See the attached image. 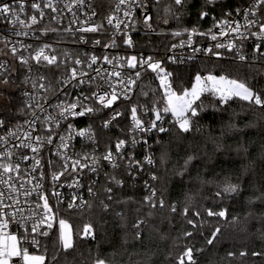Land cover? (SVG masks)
<instances>
[{
  "label": "snow or ice",
  "instance_id": "snow-or-ice-1",
  "mask_svg": "<svg viewBox=\"0 0 264 264\" xmlns=\"http://www.w3.org/2000/svg\"><path fill=\"white\" fill-rule=\"evenodd\" d=\"M155 2L159 4L160 0H155ZM173 2L177 6L186 4V0H173ZM218 2L219 0H204L206 7ZM41 4H43V8ZM25 5L26 0H12L11 3L0 2V22H7L11 25L10 35H0V43H3L5 48L12 44L11 56L19 63L18 68L16 64L10 65L7 60H0V99L4 97L3 89L11 85L13 76L20 68L24 69L21 82L31 83L33 89V92L24 91L22 93L24 97L28 98L25 104L31 109L32 117L31 120L24 121V124L27 125L26 130L21 131L23 125L19 123L13 127H7L8 122L5 119H0V129L4 130V134H0V144L7 145L10 139L19 141L13 144L11 149L5 148L0 151V264H46V262L47 264H61L62 253L64 254V264H68L67 255L77 247V242L80 239L96 238L91 221L81 226L73 218V213L82 217L85 208L88 209L89 215H92L93 209L98 206L101 212H112L121 222H124L127 218V205L131 202L137 203L139 206L135 212L138 217L142 215V218H138L132 225L135 230L134 239L136 242L143 240L141 226L148 222L150 217H155L158 212L160 219L168 220L171 226L172 214L178 213L177 205L169 203L162 192L158 196L157 189L151 186L148 180L144 181V187L148 190V194L143 197L142 201H133L131 197L127 200L114 199L113 187L107 186L108 182L118 188L124 186V181L117 178L119 175L117 170L123 169L124 173L132 176L137 170L143 171L144 164L155 167L157 163L154 154L150 151L144 155L143 161H140L135 159L134 151L125 155V148L131 147L135 150L137 144L143 143L148 149H151L153 145L149 143L148 137L155 133L157 136L155 144L162 149L159 163L163 167L169 162V154L164 150V142L159 138V134L169 131V128L164 126L165 117L168 114H171L173 118L171 121H167L168 123L178 127L181 132L188 133L193 128L192 117H197L206 110L201 99L202 96H211L220 105H227L230 101L239 100L264 109V89L254 90L246 80L230 78L228 75H216L211 72L204 75L198 71L191 87L178 91L173 87L171 79L173 72L162 66L165 59L173 64L184 62L182 57L178 58L175 54L164 59L143 54L111 57L108 54L102 56L85 54L83 59L79 56L72 59L70 68L66 63L69 54L65 52V60H61L57 55L50 54V50L51 52L55 51L50 44L38 47L34 54L29 53L27 56L18 54L20 49L16 47V44H20V48L24 51H27L32 45H25L22 41H13L11 36H28L29 31L26 29H31L32 25L38 24L44 18V9H51L52 13L58 12L54 0H32L30 7L34 11L30 16L25 13ZM85 5L92 11L90 15L85 14L87 17L85 20L80 21L76 13L82 10ZM65 7L73 17L70 24H76L79 21L80 27L73 30L70 26L64 31L72 33L73 36L77 32H99L102 35L110 36V41L103 44L101 39H93L94 48L96 46H102L105 49L118 47L117 36H124L123 44L133 47L134 42L128 29L137 31V24H140L144 29L145 35L156 32V28L153 26L154 17L149 11L152 7L150 0H116L113 10L104 17L107 27L103 21L92 22L93 17L98 15L96 9L93 8L92 0H70V3ZM137 9L142 13V20H136L134 17ZM37 12L39 16L36 15ZM164 12L166 15L162 18L158 17L155 23L159 24L162 21L166 25L170 19L180 21L185 14L183 12L175 13L171 5L165 8ZM235 13L237 16L243 14V23L235 19L232 12L228 11L220 19L212 15V24L207 30H201L198 25H194L191 28L183 27L171 31L170 35L173 38L180 39L178 43H172L168 51L174 53L177 48H191L194 54L203 52L221 57L224 53L216 51V49H225L227 52L233 53L234 59L247 62L250 58L244 52V42L250 37H255L257 42L252 50L251 61L253 64L257 61L264 63V51L261 50L264 45V0H251L247 8L237 7ZM22 14L25 15V18H22ZM258 14L260 18H257ZM206 17H209V11L201 10L199 20L202 21ZM52 19L58 21V16L53 15ZM253 27H258V31H252ZM48 31L45 29V34ZM51 31L58 32L59 30L53 28ZM160 34L167 33L161 30ZM196 37L210 38L215 43L207 48L197 47L194 46L199 43L195 39ZM224 38H228L226 42ZM75 42L88 43V38L80 35ZM0 55L7 56L8 53L0 49ZM101 60L104 64L111 65V70L98 65V61ZM31 61H34L35 64L33 65ZM62 65L65 72L53 82L52 78L56 74L52 69H60ZM94 65L97 66L93 67ZM41 68L48 69V74L41 73ZM125 69L133 71H125ZM149 69L156 74L155 78L159 80L158 87L163 90L160 97V100L163 101L162 107L159 106L155 98L144 104L140 103L139 97L135 101L132 100L134 86L142 80ZM258 74L264 73L258 70ZM33 77L35 78L33 79ZM46 81L47 83H45ZM69 89L78 90V94L73 95ZM151 91L154 94L156 90L152 89ZM140 95L148 97L149 92L141 89ZM53 99L55 103L52 102ZM120 101H131L130 108L126 104H120ZM198 101L200 103H197ZM241 106L243 107V105ZM213 107L215 108V105ZM48 108L58 111L53 114L48 111ZM122 108L130 111L131 125L127 131L131 133V138H118L114 145V151L112 147H108L106 152L100 156L85 152L75 153V158L60 151L68 149L69 142L76 137H83L93 143L96 141L95 130L91 124L77 130L73 123H68L67 134L56 131L61 127L63 121H67L69 117L89 116L91 118L103 112L104 109H111L109 118L102 122V127L108 128L113 121L124 115ZM37 110L44 114L43 119L37 114ZM216 110L221 111L222 109ZM141 111L143 115H138V112ZM148 113H152L154 118L145 119L144 116ZM19 114H24V108L19 109ZM38 122L40 131H43L47 125H54L55 128L48 127L47 135H33L37 132ZM196 131L199 132L201 129L197 127ZM243 131L244 129L238 128L234 123L230 122L227 125V132L240 133ZM54 137H58L59 144H56ZM47 146H52L55 149L53 153L55 159H46L43 156L42 149H46ZM215 147L217 150H221L222 146L215 144ZM19 149L30 150L33 155L29 156L26 153L15 151ZM244 151L247 152V149L245 148ZM13 157L16 158L13 159ZM194 159L196 157L188 156L181 166L183 170L178 174L183 176ZM28 160H31L32 163L27 167H22L23 162ZM42 160H44L43 163ZM89 160L91 164L88 163ZM102 162H107V165L113 170L104 172L105 184L100 189L105 194L104 198L97 194L95 188L97 181L92 179L88 183L87 191L93 199L86 201L78 192H73L71 199L67 201V207L63 209L65 215H61V205L65 201L62 194L56 189L65 186L70 189L84 187L81 184V177L86 175L84 169H88V172L98 176L103 171ZM46 167L50 169V172L44 171ZM242 169L236 182H233L230 176L225 177L221 183L201 180L202 187L209 184L214 185V196L220 198L214 203H220L224 199L238 195L243 190V177L248 174L249 168L242 166ZM49 176L52 189L50 192L45 189L44 184ZM61 177H64V181H61ZM70 177L71 182L69 183L67 181ZM150 179L156 181L159 177L155 173H150ZM26 185H30V187H26ZM33 194H35L34 199H32ZM50 199L55 203L50 204ZM202 199L211 198L202 197ZM249 199L251 202V198ZM258 199L264 202V194ZM94 201H98V205ZM24 205L28 206L27 215H25ZM119 205H124L125 211H117L116 208ZM144 208H148L147 213H143ZM179 214L183 222L191 226V230H184L182 235L184 237L203 236L204 232L208 231L209 235L205 236L207 245L214 244L218 235L221 234L222 228L236 226L239 220L235 216L229 220L226 208L217 211L214 207H205L202 203L192 207L185 205ZM209 217L217 219L213 222L207 219ZM160 238L165 240L167 237L162 235ZM261 239H264V231L261 232ZM194 250L195 252L203 251V249H196L194 244L185 245L183 250L173 257L175 264H197ZM227 255L231 257L235 254L229 252ZM239 255L243 257L247 253L240 252ZM252 255L262 256L264 252H253ZM93 264H108V261L97 257Z\"/></svg>",
  "mask_w": 264,
  "mask_h": 264
},
{
  "label": "trees",
  "instance_id": "trees-1",
  "mask_svg": "<svg viewBox=\"0 0 264 264\" xmlns=\"http://www.w3.org/2000/svg\"><path fill=\"white\" fill-rule=\"evenodd\" d=\"M155 7L152 4L154 26L157 30H161L162 22L157 24L155 20L166 14ZM208 8L204 0H187L186 6L182 9L185 13L181 18L183 24L192 26L199 20L200 11ZM187 11L191 12L190 16H187ZM169 39L170 37L165 35H143L138 49L146 52L158 45L167 44ZM166 68L173 72L174 88L178 91L182 88H190L198 71L204 75L209 72L228 75L230 78L246 80L254 90L264 89V74H258V70L264 73V63L247 66L224 61L199 60L186 66ZM158 85L155 73L149 69L138 82L132 100L135 101L139 97L140 103L144 104L155 98L162 107L163 101L160 97L163 92ZM141 89L148 91L149 96L140 95ZM152 89L156 90L154 94ZM9 96L11 102L4 106L0 119H5L7 125H12L22 118L19 109H25V104L19 92L14 95L11 93ZM201 99L206 110L197 117H192V131L184 133L178 127L169 124V131L159 134V138L164 142V150L169 154V162L163 167L159 163L162 149L155 144L156 134L152 136L151 151L157 163L155 167L148 166V178L144 177V179L157 189L158 196L162 192L169 203L177 205L178 213L172 214L171 226L168 220L160 219L158 212L155 217H150L149 221L141 226L143 240L136 242L132 225L138 218H142V215L138 217L135 212L139 206L137 203L131 202L127 205V218L124 222L112 212H101L98 206L93 209L92 215H89L88 209L85 208L82 217L73 213V218L81 226L91 221L96 238L80 239L77 247L67 255L68 264H93L97 257L106 259L108 264H175L173 257L187 244H194L196 249H203L202 252L194 250L197 264H264V255H252L253 252H264V239H261V232L264 231V202L258 199L264 194V109L239 100L220 105L218 101L207 95L202 96ZM126 105L130 108L131 101ZM126 114L130 116V111L127 109ZM138 115H143L142 111L138 112ZM144 118L152 119L154 115L148 113ZM166 118L170 121L171 115L168 114ZM230 122L244 131L227 132V125ZM197 127L201 131L197 132ZM215 144H220L221 150H217ZM245 148L247 152L244 151ZM188 156H194L196 159L189 165L188 171L181 176L178 173L183 170L181 166ZM242 166L249 168L248 174L243 177V190L238 195L214 203L220 200L214 196V185L202 187L201 180L221 183L225 177L230 176L232 181L236 182V178L243 170ZM150 173H155L159 179L152 181ZM121 176L119 179L124 181L122 188L110 182L107 184L113 187L114 199L127 200L131 197L133 201H142L148 194V190L144 187V179ZM104 195L102 192L101 197L104 198ZM202 197L211 199H202ZM94 203L98 205V201ZM201 203L205 207H214L217 211L226 208L229 220L234 216L239 218L236 226L222 228L213 245H207L205 242V236L209 235L208 231H205L203 236L182 235L184 230H191V226L183 222L179 212L185 205L192 207ZM63 209L64 207L61 206V215H65ZM116 210L125 211V206L119 205ZM147 211L148 208L143 209V213ZM207 219L215 222L217 218ZM162 235L167 238L161 240ZM45 242L48 243L47 240ZM229 252L235 255L229 257L227 255ZM240 252H246L247 255L241 257ZM61 264H64L63 253Z\"/></svg>",
  "mask_w": 264,
  "mask_h": 264
},
{
  "label": "built area",
  "instance_id": "built-area-1",
  "mask_svg": "<svg viewBox=\"0 0 264 264\" xmlns=\"http://www.w3.org/2000/svg\"><path fill=\"white\" fill-rule=\"evenodd\" d=\"M0 2H8L11 3L12 0H0ZM32 0H26V5H25V13L27 14V16H30L33 14V11L30 7ZM54 2L56 3V7L58 9L57 13H52L51 9H44L45 11V16L42 20H40V22L36 25H32L31 29H26L27 31H29V35L28 36H11V39L13 41H22L23 44L25 45H32L31 48H29L27 51H24L23 49L20 48V44H16V47L18 49H20L18 54H22V55H29V53H33L35 52V50L42 46L43 44H50L52 45V48L55 50L54 52H51L50 50V54H55L58 57H60L61 60H65V56L64 53L67 52L69 54V59L66 60V63L68 65V67L70 68L72 66V59H74L75 57L79 56L80 58H85V54L87 55H98V56H102L104 54H108L110 57L111 56H130V55H137L139 56L140 54H143L144 56H148V55H154L157 59H164L167 56L173 55L175 54L178 58H183V63H171L170 61H167L165 59V62L162 64L163 67H178V66H186L192 62H196L199 60H207V61H224V62H229V63H236V64H243V65H254V64H258V63H262L260 61H257L253 64V62L251 61V54H252V50L254 47V44L256 41L255 37H250L248 40H246L244 42V52L245 54H247L249 56V61L247 62H240L238 59H234L233 58V53L231 52H227L225 49H216V51L222 52L224 53L221 57H216L213 56L211 54H205L203 52L200 53H193L191 48H177L175 50V52H171L168 51V48L170 47V45L172 43H178V40L180 38H173L170 35V32L173 30H177V29H181L183 27H188L186 24H183L182 20L177 21L175 19H170L168 24H163L161 26V30H163L164 33L167 34H160L161 30H157L156 32L151 34V35H165V36H169V42H167V44H161L158 45L156 48L148 50V51H140L138 49L139 46H141V37L143 35H145V31L144 29L141 27L140 24H137V31H132L131 28L128 29V32L131 35V38L134 42V46L133 47H128L126 45L123 44V40L125 39L124 36H117L116 38V43L118 45V47L116 48H103L102 46H96L95 48L93 47L92 44V40L93 39H101V43L103 44L104 42L110 41V36L107 34L102 35L101 33H79L77 32L75 36L72 35V33L66 32L64 31V29L68 28V27H72L73 30H75L76 28L80 27V23L79 21L76 24H70V22L72 21L73 17L72 14L70 12H68L67 8L65 7L66 4L70 3V0H54ZM151 4L155 5V8H160L161 10L164 11L165 8H167L169 5H171L173 11L177 14L182 13V9L186 6H177L174 4L173 0H160L159 4H157L155 2V0H150ZM116 3V0H92V5L93 8L96 9L98 15L96 17H93V21L92 22H101L103 21L106 25V21H104V17L107 16L114 8ZM187 3V0H186ZM251 3V0H219V2L215 5H211L208 6V9H205L207 11H209V17H206L204 20H198L197 22H194L192 24V26L194 25H198L201 30H207V28H209L212 24V19L211 16L215 15L217 19H220L221 16L225 13V12H232V16L237 19L240 20L241 23H243V14L241 13L240 16H237L235 13V9L237 7L239 8H247ZM41 7L43 8V4H41ZM75 10V9H74ZM92 9L88 8L87 5H85V7L80 10L77 11V17H79V20H85L87 17L85 14L90 15L91 14ZM149 11L152 13V9L150 8ZM187 16H190L191 12L187 11L186 12ZM37 16H39V13H36ZM53 15H57L58 16V21L57 20H53L52 16ZM121 17L122 13L120 14ZM134 17L136 20H142V13L139 9H137L134 13ZM22 18H25V15L22 14ZM257 18L259 17V14L257 16ZM162 22V21H161ZM153 26H154V22H153ZM192 26H189V28H191ZM155 27V26H154ZM11 25H9L7 22H0V35H4V36H8L10 35V30ZM58 29V32H53L51 31V29ZM45 29H48L49 31L47 32V34H45ZM252 31H258V27H253ZM80 35H84L85 37L88 38V43H76L75 40L77 37H79ZM38 37V38H37ZM196 40L199 41V43L197 45V47H201V48H207L212 46L215 42L212 41L210 38H206V37H196ZM228 38H224L225 42L227 41ZM12 47V44L8 45V48L4 47L3 43H0V49H3L4 52H7L8 55L7 56H3L0 55V60H7L9 62V64H16L17 67L19 68V63L18 60L14 59L11 56L10 53V48ZM262 51H264V45H262L261 48ZM31 63L34 65L35 62L31 61ZM98 65H101L104 68H108L109 70H111L112 66L111 65H107L104 64L103 61H98ZM97 65H94L93 67H96ZM167 69V68H166ZM139 70V69H137ZM168 71H171L169 69H167ZM48 69L46 68H41L40 72L44 73V74H48ZM52 71L55 72V77H53V82H55V79L60 77L64 72H65V68L62 65L60 69H55L53 68ZM125 71H133L130 69H125ZM172 72V71H171ZM94 75V73H92ZM23 75H24V69L20 68L19 71L13 76L12 78V82H14V84L17 86V92L20 93L24 104L25 101L28 99L27 97H24L22 95V93L24 91H29V92H33V89L31 87V83L28 84H24L21 81L23 80ZM156 76V74H155ZM35 77H33L34 79ZM173 80V87H174V75L171 78ZM157 82L159 83V80L156 79ZM47 83V81L45 82ZM83 87H87V86H83ZM136 86H134V91L132 93V98L135 95V90H136ZM73 95H77L78 94V90L76 89H69ZM161 91L163 92V90L161 89ZM42 94V93H41ZM211 97V96H210ZM63 98V97H61ZM212 98V97H211ZM69 99H71V97H69ZM53 103H55V100L53 99L52 101ZM120 104H127L128 102L125 101H120ZM115 107V106H114ZM122 111H124V115L118 117L115 121H113V123L111 125H109L108 128H103L102 127V122L105 119L109 118V114L111 113V109H104L103 112L92 116L91 118L89 116H85V117H76V118H72L69 117V119L67 121H63L61 123V127L59 129H56V131L61 132L62 134H67V124L68 123H73L76 127L77 130L82 129V128H86L88 127L89 124L92 125L93 129L95 130L94 134L96 136V141L95 143H93L92 141L86 140L83 137H76L75 139H73L72 141H70V146L68 149H61L60 151L62 153H66L68 156L75 158L74 154L75 153H93L94 155L100 156L102 154H104L107 150L108 147H112L113 151H114V145L116 140L119 139H130L131 138V133H129L127 130L131 125V119L130 116H128L126 114V109L122 108ZM49 112H52L53 114L56 113V111L58 110H54L52 108H48ZM31 109H29L27 107V105L25 104V109H24V114L21 115V119L18 122L13 123L12 125H7V127H13L15 124L19 123L21 125H23V130L27 129V125L24 124V121L26 120H31L32 117L30 115ZM37 114L41 116V119H43L44 114L40 113L37 110ZM171 115V114H170ZM172 116L170 121L172 120ZM165 127H168V125L170 123H168L167 118L165 117ZM48 127H53L55 128L54 125H47L45 126L43 131H40V125L39 122L37 123V132L33 133V135H47V128ZM13 130H15L13 128ZM0 134H4V130L0 129ZM154 135V133L148 137L149 143L151 144L152 141V136ZM54 140L56 142V144H59V139L58 137H54ZM19 141L16 140H11L9 141V143L7 145H3L0 144V151H3L5 148H12V145L15 143H18ZM151 149H148L146 145H144L143 143L137 144L135 150H133L131 147H126L125 148V155H127L128 152H135V159L143 161V157L147 152H152ZM18 153H26L29 156L33 155V153L30 152V150H25V149H19V150H15ZM43 152V156L46 159H55L56 157L53 155V153L55 152V149L52 146H47L46 149H42ZM153 153V152H152ZM16 157H13V159H15ZM44 162V160H42V163ZM32 163L31 160L25 161L22 164V167H27L28 165H30ZM89 164H91V161H88ZM102 167H103V171L97 176L95 173H90L88 172V169H84V172L86 173L85 176L81 177V184L84 185V187L80 188V189H75V188H68V187H58L56 190L59 191L62 194V197L65 201L64 204H62L61 206L66 208L67 207V201L71 199V195L73 192H78L80 195H82L84 197V199L86 201L88 200H92L93 198L89 195L88 191H87V186L90 180L95 179L97 181L95 188L97 190V194L101 197L102 196V191L101 186L103 184H105V176H104V172H112L113 170L107 165V162H102ZM44 171L46 173L50 172V169H48L47 167L44 169ZM119 175L117 178L122 177L123 176H127L128 178H133V179H138V178H148V165L144 164V168L143 171L137 170L133 173L132 176L127 175L126 173L123 172V169L117 170ZM38 175V173H37ZM146 179H144L145 181ZM61 181H64V177H61ZM143 181V183H144ZM67 182H71V177L68 179ZM33 183H35V181H33ZM45 184V189L47 191H51V181H50V176L48 179H46L44 181ZM26 187H30V185H26ZM35 198V194H33L32 199ZM102 198V197H101ZM21 199H23V197H21ZM42 203V201H41ZM55 201L50 199V204H54ZM26 211H25V215H27V205H24ZM30 251H33L32 249H30ZM39 254V253H37Z\"/></svg>",
  "mask_w": 264,
  "mask_h": 264
},
{
  "label": "rangeland",
  "instance_id": "rangeland-1",
  "mask_svg": "<svg viewBox=\"0 0 264 264\" xmlns=\"http://www.w3.org/2000/svg\"><path fill=\"white\" fill-rule=\"evenodd\" d=\"M3 91H4V97L0 99V114L2 113L4 106L11 102L10 101L11 98H9L10 97L9 95L11 93L13 95L17 94V86L14 84V82H12L11 85L5 87Z\"/></svg>",
  "mask_w": 264,
  "mask_h": 264
}]
</instances>
